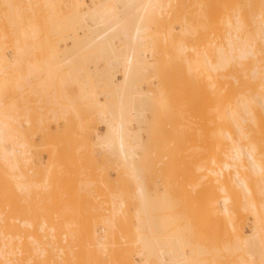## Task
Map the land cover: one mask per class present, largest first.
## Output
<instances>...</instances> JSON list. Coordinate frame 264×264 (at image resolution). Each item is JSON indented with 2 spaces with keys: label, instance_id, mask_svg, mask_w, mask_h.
I'll use <instances>...</instances> for the list:
<instances>
[{
  "label": "rangeland",
  "instance_id": "374dc122",
  "mask_svg": "<svg viewBox=\"0 0 264 264\" xmlns=\"http://www.w3.org/2000/svg\"><path fill=\"white\" fill-rule=\"evenodd\" d=\"M4 1L0 0L2 5L0 7H5L4 14L0 8V16H2L0 21H4L0 24L2 26L5 24L8 31L11 29L9 34L14 41H11L13 44L11 45L9 43L11 39L7 38L9 36L7 35L6 41L4 40V43H9L4 44L6 51L3 50L2 44L0 48L11 60L15 53L14 49L18 46L16 42L20 43L19 46L22 45L24 50L20 64H13L5 70L4 75H0L1 81L3 79V82L10 83L9 90H11L5 89L6 93L4 92L2 96L1 102L4 104L0 103V105H3V111L5 109L3 117L6 116L9 121L17 122L11 123L10 129V126L6 125V133L7 131L9 135L19 133L21 139L14 142L8 141L6 147L10 149L14 143V145L23 143L22 147L17 148L21 151L18 157L22 156L20 172L24 173V177L20 178V185L15 179L11 183L14 200L12 198L13 202L10 201V209L15 206L14 210L11 209V213L13 212L14 215L18 213V216L22 218L21 220L19 217L18 220H24L23 223L28 222L29 217L30 221L34 222L37 216V222L41 221L43 224L42 231L49 225L47 224L44 228V224L47 221L50 222L52 218L53 228L56 227V231L67 234L58 236L56 240L70 247L69 264H105L110 260L109 254L115 255L113 264H157L154 257L140 254L139 245L138 247L136 245L140 228L137 222L140 209L137 189L139 183H142L148 195L147 202L150 200L149 204L151 203L149 209L151 211L148 215L152 214V217H149L150 221L147 219L148 216L146 217L148 223L145 229L147 227L149 230L151 227L156 233L160 228L152 222L157 223L164 216L171 227L170 232L175 233L172 238L180 242L179 250L182 254L192 252L199 264H238L236 260L234 261V259L238 260L236 254L231 253V255L235 254V258L229 257L226 250L228 246L230 248L232 242H235V238L242 236V230L245 236L251 234L254 229L253 216L249 214L250 212L247 213L248 210H243V213L246 211L243 216L241 213L234 218L223 213L217 202L224 199L226 193L219 189L217 178L209 173L210 169H217L211 163L214 156L219 160L223 158L225 139L222 133L225 129V115L223 105L213 100L208 87L210 81L214 82V79L224 81V72H228L231 65L234 68V65L238 63L234 64V61H238L237 59L233 60V64L230 63L229 67L228 65H225L226 68L220 67L221 69L217 67L220 57L216 46L225 43L228 29L223 12L217 7V0H175L162 12L154 15L150 31L140 41V43L146 41V48L150 50V59L153 61V67L144 70L150 82L145 84L146 90L157 92L158 89L157 95L163 92L165 96L162 100L158 99L150 103L147 118L142 125L145 134L141 153L146 163L138 165L139 181H136L127 169L122 167L121 169L120 166L117 168L111 155L98 145L96 134H104L107 127L99 116V110L90 102L91 94L86 95L82 90H78L76 85L68 84L65 86L68 93L61 96V82H59L60 94L52 95L54 90L51 88L56 89L57 83L53 84V87L47 84V82L50 83L48 76L53 74L52 71V74H47L49 72L47 65L55 60L54 53L58 51V48L54 47L55 37H49L45 32L49 30L48 24L50 26L53 24L54 17H51L54 15L53 9L49 11L50 7H48L42 12L43 6L39 5L38 9V5L32 4L34 6L32 7L31 2L27 3L29 0H6L7 6H4L6 5L3 4ZM238 1L244 3L246 0ZM60 2L63 11L66 12V7L71 0H60ZM90 2L91 0H88L87 3ZM7 11L9 16H6ZM36 16L40 17L39 20ZM7 17L9 20L5 22ZM17 17L21 19L20 22L18 21L20 25L16 21L14 23V18L19 20ZM187 19L190 20L188 27L184 26ZM40 22L42 24L38 26ZM134 22L135 19L127 24L132 28ZM202 22H205L206 26ZM7 28L4 26V29ZM27 28V36L32 37V40L25 35ZM34 30L39 31H36L37 35L29 36L35 33ZM51 31L49 35L53 34ZM12 33L14 36H11ZM21 36L23 38H20ZM209 40H213V46H209ZM202 42L205 45L200 48L199 43ZM121 43L123 44L118 42L117 45L120 46L121 54H123L126 52L124 48L126 43ZM67 46L71 45L67 43ZM93 57H98L97 50H93ZM107 63V61H101L99 68H103ZM255 63L256 61L252 66L257 65ZM43 64H46L47 70ZM73 64L76 65L78 62ZM263 64L264 62L261 68ZM78 65H81L80 61ZM78 65L74 67L77 68ZM91 66V64L87 65V70L82 71L80 79L86 82L90 78L92 83L94 80L95 91L100 102L110 106L114 103L113 96L116 88L113 84L102 81L101 74ZM257 66L260 67V64ZM241 67L237 68L243 70L245 66L242 67L243 69ZM212 69L217 71L220 69L219 76L213 74ZM111 73V77H115L114 69H111ZM59 74L61 76V73ZM54 75L56 73L53 74V81L58 82L60 76ZM11 86L15 89L13 90ZM13 104L17 106L13 107ZM139 106H141L140 103ZM2 110L0 108V111ZM56 111L58 116H54ZM9 113L13 116L10 117ZM14 116L18 118L15 119ZM133 128L137 129V125ZM11 129L16 130V133H13ZM33 143L34 146H32ZM8 178H12L9 169ZM27 185L30 186L28 193ZM156 193L162 197H158ZM33 197L34 202H32ZM27 198H32L30 202L34 206ZM19 200L22 205L20 210L24 211L25 208L26 214L31 207L30 211L35 213L32 212L31 215L29 211V216L26 218L23 212H17L19 209L15 208H19L17 206ZM11 202L14 206H11ZM14 215H10L13 217L12 223L17 222L14 220ZM42 220L46 222L43 223ZM21 221L17 222L18 227L21 226ZM25 225L24 228H29ZM35 227L40 229L37 224ZM21 230L23 231V228ZM29 231H31L30 228ZM42 231L40 230L41 233ZM43 233H46V230ZM149 234L151 233H148V236ZM107 247L111 253L110 250L105 251ZM57 255L62 254L57 253ZM237 255H239L238 252ZM55 259L58 262L56 264H59L57 256Z\"/></svg>",
  "mask_w": 264,
  "mask_h": 264
},
{
  "label": "bare ground",
  "instance_id": "6f19581e",
  "mask_svg": "<svg viewBox=\"0 0 264 264\" xmlns=\"http://www.w3.org/2000/svg\"><path fill=\"white\" fill-rule=\"evenodd\" d=\"M5 1L3 4H6ZM174 1L175 0H91L90 3H87L88 0H71L66 7V12L63 11L60 0H29L27 2H31L30 6L32 7L38 5V9L39 5L43 6L42 12L48 7H50L49 11H51V9L54 11V15L51 16L54 17L53 24H51V26L48 24L49 30H46L45 33L49 37H55L54 47L56 46L58 51L54 53L55 60L47 65L48 67L45 66L46 64L43 65L45 69L47 67L49 70L48 73L46 72L47 74L52 71V73H56V75L61 73L62 76L63 74V77L59 74L61 79L59 78L58 80L57 78L58 82H54L53 74L51 73L52 77L48 76L50 77L48 78L50 83L47 82V84L53 87V84L57 83L56 89L58 92L53 87L51 88L54 90L52 95L53 93L54 95H59V87L61 86V96H65L68 93L65 86H68V84L76 85L78 90H82L86 95L91 94L92 99H90V102L99 110V116L107 127V131L104 134H96L98 145L107 154L111 155L117 168L120 166V168L127 169L134 176L132 177L136 178V181L140 180V175H138L140 172L137 170L138 165H144L146 163V159L142 157L141 153L144 147L143 135L145 134L142 125L147 118L150 103L158 99L162 100L165 96L163 92L157 95L158 89L157 92L146 90L147 86H145V84L150 82H148L149 77L146 72L144 74V70L153 67V61L150 59V50L146 48V41L142 43H140V41L145 37L146 33L150 31V24L154 15L162 12ZM217 2V7L222 10L225 25L228 28L226 30L227 35L225 37V43L216 46L220 57V62H218L219 60L217 61L218 63L216 62L218 65L217 67L222 68L224 66V68H226L225 65L229 67V65H231L230 63L233 64V60L237 59L238 61H234V64L238 63L234 65V68L233 65H231L228 69L229 71L227 70L228 72H224L225 76L224 78L222 77L224 81H220L221 79L215 76L217 74L219 76L220 73L218 72L221 68L218 69L219 71L212 69V72L214 71L213 74H215L213 76L220 80L216 78L217 81L215 79L214 82L210 81L208 88L210 89L213 100L224 107L225 129L222 135L225 139V148L222 153V159L219 160L214 156L211 163L216 166L217 169H210L209 173L217 178L216 182L220 185L219 189L226 193V197L217 202L219 209L223 213L234 218L235 216H240L241 213L243 216L248 210L247 213L250 212L249 214L253 216L254 229L251 234L245 236L242 230V236L234 239L235 245L232 242L233 246H231V243L226 253L229 254V257L234 256V258L236 254L238 260L234 259V261L236 260L238 264H264V64L261 68V64L264 62V0H246L244 3L238 0H217ZM13 5L15 7L16 3ZM4 6H7V4ZM18 6H20L19 3L17 4V7ZM18 8L16 10H18ZM1 11H3L2 13L4 14L5 7L1 8ZM19 11L21 12L22 10L20 9ZM8 12L9 11L6 12V16H9V14H7ZM47 12L45 14H47ZM16 15L18 16V13ZM39 16L41 17L42 15ZM0 17L2 18V16ZM40 17L37 18L36 16V19L39 20ZM17 18L19 19V17ZM5 19V22H7V19L9 20L8 17ZM134 19L135 24L131 28L127 23ZM20 20L21 19L15 20L14 18V23L15 21L20 22ZM38 20H35V22ZM31 21L32 20H30V22ZM0 22L4 23V21ZM19 22L17 24H19ZM189 22L190 20L187 19L184 26L188 27L187 25ZM14 23L13 25H15ZM203 23L205 22H202V24ZM41 24L40 22L38 26H41ZM0 26L3 28L0 27V29H2L0 31V45L2 44L1 46L4 50L6 47L4 44H7L6 42L4 43V40L7 35H9L7 38L11 39L9 34V32L11 33V29L8 31L5 24H3V26L0 24ZM4 26L7 29H4ZM48 28L46 27V29ZM200 28L203 27L200 26ZM37 29L39 30V28ZM51 29L53 31H51ZM25 30V35L27 36L28 28ZM36 31L34 30L33 32L35 33H31L29 36L36 34L40 30ZM47 31L49 32L47 33ZM50 31L51 34L53 32V36L49 35ZM12 32L14 33L13 30ZM13 33L11 36H14ZM22 36L20 38H23ZM16 37L17 36H15V39H17ZM27 37L24 38L27 39ZM30 38L31 40L33 39L32 37ZM30 38L28 37V39ZM11 41H14V39H11L9 42L13 45ZM118 42L119 44H123L121 42L126 43V46L123 45L126 49L125 53L121 54L122 50L119 48L120 46L118 47ZM16 43L18 46L14 49L15 53L12 57L13 60L2 52L0 48V75H4V72H6L5 70H8L13 64H20L24 50H22V45L19 46L20 43ZM67 43L71 46L68 47ZM208 44L209 46H213V40H209ZM204 45L205 43L203 42L199 43L200 48L204 47ZM9 47L11 46L9 45ZM93 50H97L98 57H93ZM74 61H77L78 64L80 61L81 65H74ZM101 61L108 62L103 68L101 67L102 69L99 68V63H101ZM255 61L257 65L260 64V67L253 65L254 68L252 66ZM89 64L92 65L91 67L94 70L101 74L102 81L115 86L116 89L113 96L114 103L110 106L100 102L98 94L95 91L94 80L92 83L90 78L86 82L80 79L82 71L87 70L86 68ZM77 65L79 67H74ZM214 65H212V67ZM238 65L240 67L243 65L247 68L242 66L244 69L241 67L243 70H240L238 69ZM111 69H114L115 77H111ZM42 70L44 69L42 68ZM44 75L47 76L46 74ZM0 82V103L4 104V102H1L3 100L2 96L6 93L5 89L9 90L10 83L7 84L3 82V79L2 81L0 79ZM59 82H61V84ZM4 83L8 85V88H6ZM58 84H60V86ZM16 86L17 85H15V87ZM43 86L46 88L45 85ZM11 88L13 89V86H11ZM43 91H45L44 88ZM139 103L141 106H139ZM14 105L15 104L12 106H17ZM0 108L2 110L3 105H0ZM2 111H0V264H56L58 263L55 259L56 256L59 264H69L70 247L68 244H63L62 242H58L59 240H56L58 236H65L67 234L65 232L56 231V227L53 228V223H51L52 218L50 222L47 221L48 223L42 220L43 223L46 222L44 228L49 224L47 228L44 229L46 233H43L44 230L42 231L43 228H41L43 224H41V221L39 223L37 222V216H35L36 219L34 218V222L33 220L32 222L30 221V217L27 219L28 222L25 221L23 223L24 220L21 221L22 218L20 215L18 216L17 212L21 211L24 213L25 208L24 211L20 210V206L22 209L20 200V205H17L19 208L17 206V208H15L16 210L19 209L15 212L17 214L14 215L12 214L13 212L11 213V209L14 210L15 207L14 203H12L14 198L12 196L11 183L13 179H15L17 184L20 185L19 180L24 177V173L20 172V163H22L20 158L22 156L20 158L18 157V155H21V151L17 148L22 147L23 143H17L16 145H14V143L11 145L13 147L10 149L6 147L8 141L14 142V140H19L20 137L19 133H16V130L13 131L14 127L11 131H13V133L15 132L16 135L11 133L9 135L8 131L6 133V125H9L10 129L11 123L14 124L16 121L12 119V122L9 121V118L7 119L6 116L3 117L5 109L3 112ZM18 111L19 110H17V112ZM16 115L17 113L15 111V116ZM55 115L58 116L57 111L54 112V116ZM12 116L13 114L11 113L10 117ZM16 118L18 117H15V119ZM6 121L7 124H5ZM134 125H137V129L133 128ZM34 145L33 143L32 146ZM32 161L29 162L33 164ZM8 169L11 172L12 178L10 179L8 178ZM139 169L141 170V167H139ZM28 189H30L29 185L26 186L27 193ZM137 191L140 201L137 222L140 228L138 230L136 245L137 247L139 245L138 249L140 254H145L147 257L151 258L154 257L153 259H156L155 262L157 261V264H199L192 252H188L186 255L181 253L179 250L181 248L180 242L172 238L175 233L170 232L171 227L164 216L158 221L156 219L157 223L152 222L153 225L156 224V226H159L161 231L157 230L155 233L154 229L151 227H149L150 232L147 227V230L145 229V225L148 223L147 219L149 220V217L152 215H148L151 211H149L151 203L149 204L150 200L147 202L148 195L142 187V183H139ZM160 196L161 195L158 197ZM27 199L30 202L32 198ZM11 200V206L14 207L10 209ZM32 202H34V197ZM30 204L32 205L31 202ZM30 209L26 214L24 213L26 218L31 212ZM243 210L246 211L243 213ZM33 213H35V211ZM10 215L15 216V221L17 220L19 223L20 221L22 222L20 227L17 226L19 224L17 222L12 223L13 217H10ZM19 217L21 220H18ZM49 217H47V219H49ZM24 224L28 225L27 227H29L31 231H29V228H24ZM35 224H37L38 228L40 227L39 230L35 227ZM48 229H50V231L47 232ZM148 233L151 234L148 236ZM58 243L60 245H58ZM106 250L110 249L107 247L105 248V251ZM109 252L111 253V250ZM237 252L239 255H237ZM57 253L62 255L59 256ZM231 253L235 254L231 255ZM109 255H111V257L109 256L111 262H109V260L105 264H113V257H115V255ZM239 257H241V259Z\"/></svg>",
  "mask_w": 264,
  "mask_h": 264
}]
</instances>
